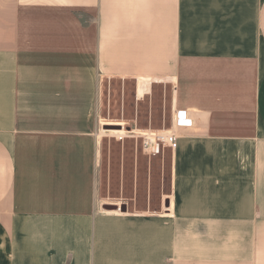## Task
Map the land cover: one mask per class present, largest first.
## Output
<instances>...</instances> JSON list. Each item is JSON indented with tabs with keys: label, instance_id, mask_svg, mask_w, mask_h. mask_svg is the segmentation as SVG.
Masks as SVG:
<instances>
[{
	"label": "crops",
	"instance_id": "1",
	"mask_svg": "<svg viewBox=\"0 0 264 264\" xmlns=\"http://www.w3.org/2000/svg\"><path fill=\"white\" fill-rule=\"evenodd\" d=\"M179 130L168 213H104V85ZM0 264H264V0H0Z\"/></svg>",
	"mask_w": 264,
	"mask_h": 264
},
{
	"label": "rangeland",
	"instance_id": "2",
	"mask_svg": "<svg viewBox=\"0 0 264 264\" xmlns=\"http://www.w3.org/2000/svg\"><path fill=\"white\" fill-rule=\"evenodd\" d=\"M133 86L122 81L104 85L99 141V195L104 213H168L173 192V154L158 156L142 149L137 128H171L170 90L157 86L138 104Z\"/></svg>",
	"mask_w": 264,
	"mask_h": 264
},
{
	"label": "built area",
	"instance_id": "3",
	"mask_svg": "<svg viewBox=\"0 0 264 264\" xmlns=\"http://www.w3.org/2000/svg\"><path fill=\"white\" fill-rule=\"evenodd\" d=\"M198 122L199 119L190 111L174 112L171 128H137L143 151L150 156L161 155L167 148L175 151L179 145V130Z\"/></svg>",
	"mask_w": 264,
	"mask_h": 264
}]
</instances>
